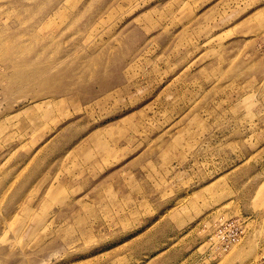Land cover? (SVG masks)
<instances>
[{
	"label": "rangeland",
	"instance_id": "rangeland-1",
	"mask_svg": "<svg viewBox=\"0 0 264 264\" xmlns=\"http://www.w3.org/2000/svg\"><path fill=\"white\" fill-rule=\"evenodd\" d=\"M261 258L264 0H0V264Z\"/></svg>",
	"mask_w": 264,
	"mask_h": 264
},
{
	"label": "built area",
	"instance_id": "built-area-1",
	"mask_svg": "<svg viewBox=\"0 0 264 264\" xmlns=\"http://www.w3.org/2000/svg\"><path fill=\"white\" fill-rule=\"evenodd\" d=\"M246 233L245 220L239 216L221 217L216 223L210 239L220 251H226L241 241ZM251 264H264V258Z\"/></svg>",
	"mask_w": 264,
	"mask_h": 264
}]
</instances>
